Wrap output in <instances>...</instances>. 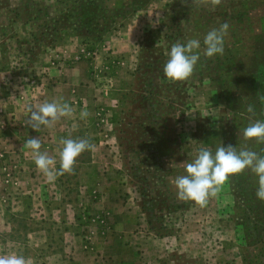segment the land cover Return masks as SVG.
<instances>
[{"label": "rangeland", "instance_id": "obj_1", "mask_svg": "<svg viewBox=\"0 0 264 264\" xmlns=\"http://www.w3.org/2000/svg\"><path fill=\"white\" fill-rule=\"evenodd\" d=\"M224 22L223 55L205 57L204 36ZM189 39L201 44L193 75L169 81L167 53ZM51 46H63L65 68L89 61L82 76L90 78L68 90L73 115L39 137L40 151L59 170L61 139L94 147L72 173L49 180L19 136L7 135L0 255L31 264H264V202L250 169L231 175L203 207L178 199L174 184L201 148L214 154L231 144L264 155V143L243 138L245 127L264 120V0L215 8L199 0H0V71L9 72L0 73V99L8 97L0 109L9 130L23 127L11 119L19 106L12 101L29 108L21 83L41 79Z\"/></svg>", "mask_w": 264, "mask_h": 264}, {"label": "clouds", "instance_id": "obj_2", "mask_svg": "<svg viewBox=\"0 0 264 264\" xmlns=\"http://www.w3.org/2000/svg\"><path fill=\"white\" fill-rule=\"evenodd\" d=\"M203 4H211L213 8L220 5L222 0H199ZM229 24L224 22L219 28H213L204 36L203 55L212 58L216 54L223 55L225 37L229 34ZM200 40L189 39L186 43L176 42L172 44L167 53L168 60L163 71L169 81H185L193 75L195 67L200 59ZM264 100V95L261 96ZM29 126L39 132L41 126L52 128L62 117L73 115V108L68 103L59 101L39 103L28 109ZM249 112L253 108L249 106ZM87 111H81L80 118H86ZM244 140L255 139L258 143H264V120H256L243 129ZM63 145L59 152L60 168H54L55 160L47 153L40 151L41 140L38 137L25 141V147L33 154L37 168L49 179L53 180L57 175L72 173L76 158L86 150H92L93 144L88 139H61ZM250 169L258 177L256 197L264 202V155L246 147H237L229 144L219 146L213 154L211 149L201 148L192 160L185 165L186 175L178 176L174 180L177 189V198L191 200L201 207L208 203L210 197H215L228 182L231 175L240 174ZM0 264H31L30 259L22 255H0Z\"/></svg>", "mask_w": 264, "mask_h": 264}, {"label": "crops", "instance_id": "obj_3", "mask_svg": "<svg viewBox=\"0 0 264 264\" xmlns=\"http://www.w3.org/2000/svg\"><path fill=\"white\" fill-rule=\"evenodd\" d=\"M65 47V45H64ZM71 50H75L77 53V50L73 43H69L67 46ZM63 46H51L47 48L49 51L45 54L47 56V67H44V69L41 73V79L39 81H31V78L27 80V82L21 83L22 88H27L28 93L23 95V98L28 101L29 107L31 106V101L33 106L39 103L44 102H52V101H59L61 103H67V101L70 99V94L68 93V90L71 89V91L75 90L77 86L81 84V81H88L90 78V74H83L82 72L85 70L86 65L89 61L85 59L77 60L73 67L71 68H65L62 65V53ZM58 57V59H56ZM83 57V56H82ZM58 60V61H57ZM49 61V65H48ZM46 69V70H45ZM0 73H6L9 75L8 71H0ZM79 77H83L79 78ZM6 79V78H5ZM1 82V81H0ZM4 83L8 85H11V80H4ZM36 89H41L42 94L41 97L39 95L35 94ZM7 95V94H6ZM22 97V96H20ZM0 103H4L6 105L8 97H1ZM11 100H13V96L10 97ZM21 101L20 98L15 99V101H12L13 103H18L19 106L14 105L13 108L15 109L16 113L14 112V117L11 119H17V124H21L23 127L20 129L14 128V129H8V126L6 125L7 122L10 123V117L7 116V112L4 110V108L0 109V148H12V143L7 137L8 134H16L19 136V139L21 142L19 143L21 145V150H28L27 147H25V141L34 136V137H41L42 135L47 132L49 136H53V131L56 129V122L52 128H48L46 126H41V130L39 132L32 130L30 133V126L28 124V117L30 116V113L28 111V107L26 105V109L23 105H21L19 102ZM23 102V101H22ZM25 102V101H24ZM23 104V103H22ZM18 112H22V114H19ZM16 132V131H19ZM4 138V139H3ZM4 140V141H3ZM9 141V143H8ZM44 145V144H43ZM12 158V155H11ZM2 219V213H0V220ZM4 224V223H3ZM7 227V226H5ZM165 238H161V240L164 241ZM125 263V261H124Z\"/></svg>", "mask_w": 264, "mask_h": 264}, {"label": "trees", "instance_id": "obj_4", "mask_svg": "<svg viewBox=\"0 0 264 264\" xmlns=\"http://www.w3.org/2000/svg\"><path fill=\"white\" fill-rule=\"evenodd\" d=\"M82 23V25H86V26H88V27H90V24H91V19H89V20H87L86 22H81ZM145 202H149V203H152L153 205L155 204H157L158 203V201H155V200H152L151 198H149L148 200H146ZM143 206H141V208H142ZM176 207H178V206H176ZM151 216H155L154 214H151ZM161 216H157V218H160ZM155 219H156V216H155ZM147 223L150 225L151 224V222H150V217H149V219L147 220ZM151 228H153L152 226H151ZM166 233V232H165Z\"/></svg>", "mask_w": 264, "mask_h": 264}, {"label": "built area", "instance_id": "obj_5", "mask_svg": "<svg viewBox=\"0 0 264 264\" xmlns=\"http://www.w3.org/2000/svg\"><path fill=\"white\" fill-rule=\"evenodd\" d=\"M3 157V154L0 152V158H2Z\"/></svg>", "mask_w": 264, "mask_h": 264}]
</instances>
